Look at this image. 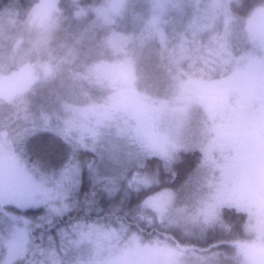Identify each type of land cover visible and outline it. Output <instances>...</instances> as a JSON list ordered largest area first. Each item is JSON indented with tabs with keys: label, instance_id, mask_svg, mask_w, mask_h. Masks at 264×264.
Returning a JSON list of instances; mask_svg holds the SVG:
<instances>
[{
	"label": "rangeland",
	"instance_id": "obj_1",
	"mask_svg": "<svg viewBox=\"0 0 264 264\" xmlns=\"http://www.w3.org/2000/svg\"><path fill=\"white\" fill-rule=\"evenodd\" d=\"M54 1L38 0L7 41L1 42L5 28L0 27V264H13L24 256L29 241L26 218L6 212L5 205L20 209L47 205L60 215L69 208L66 189L77 185L73 179L79 173L77 165H67L55 180L35 179L14 152L13 138L41 123L93 151L92 171H106L114 189L148 182L132 171L141 155L155 154L170 163L181 146L196 144L204 170L197 171L182 190L164 189L144 205L156 212L158 220L176 222L214 220L222 206L235 207L246 215L252 244L263 243L264 4L249 18L251 46L245 57L225 58L220 78L214 80L176 72L167 96L158 102L138 91L130 62L117 60L119 50L112 54L116 61L94 71L96 82L86 76L85 63L81 75L59 76L55 81L45 77L49 61L31 67L33 81L26 80L27 68L16 63L26 51L15 45ZM107 1L118 8L128 2ZM221 7L220 0H212L211 12L203 18L211 20ZM144 50L133 47L132 52ZM195 105L203 109L199 123V117L194 118L198 109L191 114ZM191 117L195 123L189 126ZM78 225L77 238L91 243L92 256L74 264H230L225 252L202 253L167 240L143 242L135 233L121 241L112 228ZM235 250L233 264H264V255L248 246L239 244Z\"/></svg>",
	"mask_w": 264,
	"mask_h": 264
},
{
	"label": "trees",
	"instance_id": "obj_2",
	"mask_svg": "<svg viewBox=\"0 0 264 264\" xmlns=\"http://www.w3.org/2000/svg\"><path fill=\"white\" fill-rule=\"evenodd\" d=\"M37 1L0 0V27L5 28L1 42L17 34V27ZM130 1L119 8L107 0H56L47 5L15 45L26 51L16 61L27 68L25 79L33 81L34 73L28 70L49 61L51 69L45 77L55 81L59 76L81 75L85 63L86 76L96 82L94 71L117 57L130 62L138 91L159 102L167 96L176 72L214 80L220 78L225 58L247 54L252 30L249 25L247 31L249 18L264 4V0H220L223 8L214 11L208 21L212 0ZM191 20L193 24H189ZM133 47L145 50L133 54ZM114 50H119L120 56H112ZM201 106L191 110L192 114L198 109L197 123L202 118ZM193 123L191 117L189 126ZM42 126L14 137V152L35 179L52 181L67 165H77L79 173L73 178L77 185L66 189L69 208L60 215L47 205L24 209L5 205L6 212L27 220L25 254L13 264H74L91 257V243L77 238L80 223L112 228L121 241L135 233L143 242L167 240L202 253L225 252L230 264L239 244L264 255V242L252 244L246 215L235 207L222 206L214 220L176 222L172 218L158 220L156 212L144 205L148 197L164 189L182 190L197 171L204 170L196 144L181 146L170 163L155 154L138 153L142 160L132 171L146 176L148 182L114 189L106 171H92L96 165L93 151Z\"/></svg>",
	"mask_w": 264,
	"mask_h": 264
}]
</instances>
